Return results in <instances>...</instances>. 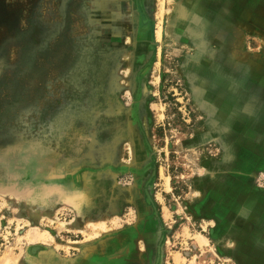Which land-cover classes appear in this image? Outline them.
I'll return each mask as SVG.
<instances>
[{
	"label": "rangeland",
	"instance_id": "rangeland-1",
	"mask_svg": "<svg viewBox=\"0 0 264 264\" xmlns=\"http://www.w3.org/2000/svg\"><path fill=\"white\" fill-rule=\"evenodd\" d=\"M211 3L0 0V264H264L226 191L264 190V33Z\"/></svg>",
	"mask_w": 264,
	"mask_h": 264
},
{
	"label": "crops",
	"instance_id": "crops-1",
	"mask_svg": "<svg viewBox=\"0 0 264 264\" xmlns=\"http://www.w3.org/2000/svg\"><path fill=\"white\" fill-rule=\"evenodd\" d=\"M218 6L217 10H213V4L211 3V8L207 7L206 11L205 9L202 10L200 17L203 25L206 23L205 26H235L238 32L264 33V0H223L222 5L218 4ZM256 64L261 66L264 65V62L258 61ZM234 81L251 82L250 92H253L254 95H250L264 98V69L263 72L256 74V76L251 75L250 78L239 76ZM236 90L240 91V89H236L235 87ZM249 111L251 113L250 116L253 115L250 117L249 127L258 128L262 126L261 120L263 122L264 120L261 117H264V103L260 104L256 110L250 109ZM263 166L261 165L255 172L257 173L264 169ZM245 187L234 186L233 188H226V191L233 193L235 207L233 216L235 220L234 225L237 223L240 226L245 225L242 228L244 230L243 233L239 232V235L242 236V239L245 241L244 243L247 242L246 244L250 246L246 249L248 253H243V255L261 257L264 256V190ZM238 217L240 223L239 221L237 222ZM249 218L248 224L246 221ZM241 219H245L246 221L243 222ZM236 234L233 236L235 239Z\"/></svg>",
	"mask_w": 264,
	"mask_h": 264
},
{
	"label": "bare ground",
	"instance_id": "bare-ground-1",
	"mask_svg": "<svg viewBox=\"0 0 264 264\" xmlns=\"http://www.w3.org/2000/svg\"><path fill=\"white\" fill-rule=\"evenodd\" d=\"M181 11V10H180ZM176 12H178V8H176ZM183 12V11H182ZM176 14V13H175ZM177 17V14L175 16L170 17V23L175 24L174 19ZM193 79V77H192ZM74 223V222H72ZM68 227L71 226L70 224L67 225ZM74 226V225H73Z\"/></svg>",
	"mask_w": 264,
	"mask_h": 264
}]
</instances>
